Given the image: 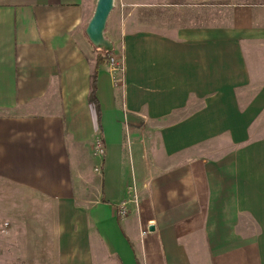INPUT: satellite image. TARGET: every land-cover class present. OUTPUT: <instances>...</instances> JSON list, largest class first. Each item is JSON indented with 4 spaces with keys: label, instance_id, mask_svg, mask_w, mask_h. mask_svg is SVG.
Segmentation results:
<instances>
[{
    "label": "crops",
    "instance_id": "crops-1",
    "mask_svg": "<svg viewBox=\"0 0 264 264\" xmlns=\"http://www.w3.org/2000/svg\"><path fill=\"white\" fill-rule=\"evenodd\" d=\"M96 4L0 0V264H264V4Z\"/></svg>",
    "mask_w": 264,
    "mask_h": 264
},
{
    "label": "built area",
    "instance_id": "built-area-1",
    "mask_svg": "<svg viewBox=\"0 0 264 264\" xmlns=\"http://www.w3.org/2000/svg\"><path fill=\"white\" fill-rule=\"evenodd\" d=\"M108 63L112 81L114 85L121 86L124 84L125 77V63L121 56L110 52L108 55ZM92 154L94 158L98 159L100 163L95 166V171L100 173L102 169V162L106 156V145L104 138L101 134H98L92 145ZM98 161V162H99ZM128 198L119 202L116 205V214L119 217H126L131 213V205H138L139 202V193L136 185L133 183L128 189ZM11 228V222L6 219H0V233H8ZM149 232L147 227L142 233L145 235Z\"/></svg>",
    "mask_w": 264,
    "mask_h": 264
},
{
    "label": "rangeland",
    "instance_id": "rangeland-1",
    "mask_svg": "<svg viewBox=\"0 0 264 264\" xmlns=\"http://www.w3.org/2000/svg\"><path fill=\"white\" fill-rule=\"evenodd\" d=\"M137 1L140 0H115V6L114 9L112 11V15H111V19L114 18V16L116 15L117 12H128L129 10H134V12H137L138 10V6H137ZM142 1H146V2H150V4L145 5L146 7H144L146 10L152 12V10H154V6L152 4H154L155 2H158L159 0H142ZM177 1H191L192 6L188 7V5L185 7L184 6V11L185 8L188 9H192V11L194 12H200V11H220V10H228L230 8H232V6L234 5L235 2L239 3V2H250V3H256V4H264V0H177ZM154 2V3H151ZM137 6V7H136ZM140 8L143 10V6L142 4H140ZM179 8V7H177ZM141 12H144L142 11ZM178 12H180V9H178ZM184 16V15H183ZM133 21L131 24L132 28H138L137 26V18L135 15H133ZM7 220V219H6ZM11 222V221H10ZM12 225V224H11ZM9 232V231H8ZM3 234V233H0ZM8 234V233H6ZM3 241V240H2Z\"/></svg>",
    "mask_w": 264,
    "mask_h": 264
},
{
    "label": "water",
    "instance_id": "water-1",
    "mask_svg": "<svg viewBox=\"0 0 264 264\" xmlns=\"http://www.w3.org/2000/svg\"><path fill=\"white\" fill-rule=\"evenodd\" d=\"M115 6V0H97L94 14L88 23L86 33L95 46H102L106 49H112L113 45L105 37V29L108 17ZM151 230L155 227L152 225Z\"/></svg>",
    "mask_w": 264,
    "mask_h": 264
},
{
    "label": "trees",
    "instance_id": "trees-1",
    "mask_svg": "<svg viewBox=\"0 0 264 264\" xmlns=\"http://www.w3.org/2000/svg\"><path fill=\"white\" fill-rule=\"evenodd\" d=\"M100 47H102V46H100ZM102 48H104V47H102ZM104 49H106V48H104ZM110 52H111L110 49H106L105 52H103L102 54L98 55V60L99 61L108 60V55H109ZM95 89H96V86H95V84H93L92 92H91V95H90V100L92 102L96 103V106L98 107V99H97V96L95 94Z\"/></svg>",
    "mask_w": 264,
    "mask_h": 264
}]
</instances>
